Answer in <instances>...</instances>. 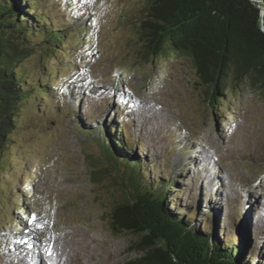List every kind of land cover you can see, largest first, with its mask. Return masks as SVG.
I'll return each mask as SVG.
<instances>
[{
	"label": "rangeland",
	"instance_id": "1",
	"mask_svg": "<svg viewBox=\"0 0 264 264\" xmlns=\"http://www.w3.org/2000/svg\"><path fill=\"white\" fill-rule=\"evenodd\" d=\"M147 1L38 0L62 39L30 37L33 52L20 63L28 97L0 152V264L28 251L14 243L30 230L53 225L95 238L86 264L139 256L133 234L110 230L127 179L96 141L100 124L113 138L123 129L127 154L146 165L144 182L173 181L171 206L183 217L193 212L223 242L242 236L264 264V97L229 79L212 97L188 58L142 55Z\"/></svg>",
	"mask_w": 264,
	"mask_h": 264
},
{
	"label": "trees",
	"instance_id": "2",
	"mask_svg": "<svg viewBox=\"0 0 264 264\" xmlns=\"http://www.w3.org/2000/svg\"><path fill=\"white\" fill-rule=\"evenodd\" d=\"M27 1L0 0V152L8 147L28 97L20 63L33 52L29 38L56 43L62 39L52 26H46L51 20L37 9L38 0ZM255 1L148 0L138 20L142 55L188 58L199 80L211 87L212 97L226 89L228 79L245 83L264 97V13L262 29ZM97 127L104 130L96 138H103V155L127 179V195L109 213L113 234L136 236L131 249L141 254L125 264H259L253 252H247L242 236L236 241L229 235L223 242L217 229L205 226L207 222H192L193 212L185 218L173 208V181L144 182L146 165L135 154H127L122 128L123 136L116 133L113 138L102 124ZM21 212L28 214L26 207Z\"/></svg>",
	"mask_w": 264,
	"mask_h": 264
},
{
	"label": "bare ground",
	"instance_id": "3",
	"mask_svg": "<svg viewBox=\"0 0 264 264\" xmlns=\"http://www.w3.org/2000/svg\"><path fill=\"white\" fill-rule=\"evenodd\" d=\"M70 228L57 229L53 225L48 230H40L38 228L34 231L30 230L27 236L21 239L18 244L14 243V246H16L18 250H24L26 246L25 249L28 251L23 254H17V258L14 257V259L12 261L9 260L7 264L10 262L12 264H86L88 261L91 262L93 257L87 250L90 247V243H93L95 238L85 236L86 232L79 231L78 229L64 230ZM35 231L46 232V234H38L37 239H35L36 242H33V237L31 238V236ZM29 242L33 243L28 244ZM65 249L67 253H65ZM12 250L13 247L8 249L9 255ZM111 257L113 258V256Z\"/></svg>",
	"mask_w": 264,
	"mask_h": 264
},
{
	"label": "water",
	"instance_id": "4",
	"mask_svg": "<svg viewBox=\"0 0 264 264\" xmlns=\"http://www.w3.org/2000/svg\"><path fill=\"white\" fill-rule=\"evenodd\" d=\"M256 6L259 8V13H260V24H261V27L263 29V26H262V16H263V13H264V2L262 0H256ZM90 172H93V171H90ZM94 173V172H93ZM130 233V232H129ZM132 234V233H131ZM134 235V234H133ZM135 236V235H134ZM135 239H136V236H135ZM133 248V247H132ZM131 250H134V249H131ZM136 251V250H134ZM141 254L140 251H137ZM139 254V255H140Z\"/></svg>",
	"mask_w": 264,
	"mask_h": 264
},
{
	"label": "snow or ice",
	"instance_id": "5",
	"mask_svg": "<svg viewBox=\"0 0 264 264\" xmlns=\"http://www.w3.org/2000/svg\"><path fill=\"white\" fill-rule=\"evenodd\" d=\"M33 219H35V217H33Z\"/></svg>",
	"mask_w": 264,
	"mask_h": 264
}]
</instances>
